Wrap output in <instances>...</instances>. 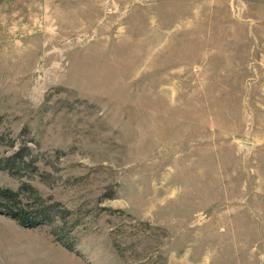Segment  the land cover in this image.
<instances>
[{"label":"rangeland","instance_id":"rangeland-1","mask_svg":"<svg viewBox=\"0 0 264 264\" xmlns=\"http://www.w3.org/2000/svg\"><path fill=\"white\" fill-rule=\"evenodd\" d=\"M0 186V264H264V0H0Z\"/></svg>","mask_w":264,"mask_h":264},{"label":"trees","instance_id":"trees-1","mask_svg":"<svg viewBox=\"0 0 264 264\" xmlns=\"http://www.w3.org/2000/svg\"><path fill=\"white\" fill-rule=\"evenodd\" d=\"M0 214L11 217L28 228H36L51 220L44 209L25 203L20 191L4 186H0Z\"/></svg>","mask_w":264,"mask_h":264},{"label":"crops","instance_id":"crops-1","mask_svg":"<svg viewBox=\"0 0 264 264\" xmlns=\"http://www.w3.org/2000/svg\"><path fill=\"white\" fill-rule=\"evenodd\" d=\"M8 242H10V243L7 244V246L10 248L4 249V250L9 252L12 255V257L7 256L5 264H30L31 263L30 253L36 249L37 244L39 242L40 243L41 242L46 243L48 241H44V239H42V237H41V239L38 237L32 239L29 236L22 237V235H20L17 237V239H14V240L8 241ZM49 243L52 244L51 241H49ZM51 244H50V246L49 245L48 246L51 247ZM46 247H45V249H46ZM16 250L18 251V254H16ZM15 254L20 257L18 260H16V258L18 256H15ZM13 256H15V257H13Z\"/></svg>","mask_w":264,"mask_h":264}]
</instances>
